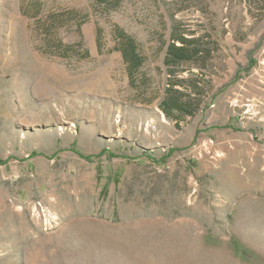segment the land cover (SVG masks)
I'll list each match as a JSON object with an SVG mask.
<instances>
[{
    "label": "rangeland",
    "instance_id": "1",
    "mask_svg": "<svg viewBox=\"0 0 264 264\" xmlns=\"http://www.w3.org/2000/svg\"><path fill=\"white\" fill-rule=\"evenodd\" d=\"M0 160V264H264V0H0Z\"/></svg>",
    "mask_w": 264,
    "mask_h": 264
},
{
    "label": "trees",
    "instance_id": "2",
    "mask_svg": "<svg viewBox=\"0 0 264 264\" xmlns=\"http://www.w3.org/2000/svg\"><path fill=\"white\" fill-rule=\"evenodd\" d=\"M179 41L182 43L181 46H169L168 62L175 64L183 63L185 61L198 59L200 54H206L203 52V50H200V48L196 46V42L194 41L187 40L186 38H181ZM64 51L69 53L71 49L67 47L64 49ZM117 51L122 53L125 62L128 63L132 72H136L138 69L143 67L146 62V59L140 54L137 43L131 37L122 38V42ZM170 105L176 109L183 110V107L178 105V102H176V98L174 96ZM163 111L165 112L166 116L170 118L168 112L165 111V109ZM0 163H2L1 160Z\"/></svg>",
    "mask_w": 264,
    "mask_h": 264
}]
</instances>
